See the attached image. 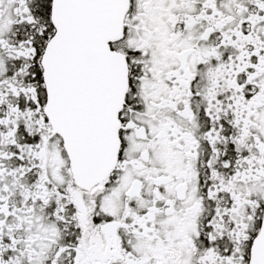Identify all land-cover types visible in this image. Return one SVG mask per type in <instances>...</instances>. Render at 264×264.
<instances>
[{
    "label": "snow or ice",
    "instance_id": "6c2138e0",
    "mask_svg": "<svg viewBox=\"0 0 264 264\" xmlns=\"http://www.w3.org/2000/svg\"><path fill=\"white\" fill-rule=\"evenodd\" d=\"M0 264H264V0H0Z\"/></svg>",
    "mask_w": 264,
    "mask_h": 264
}]
</instances>
